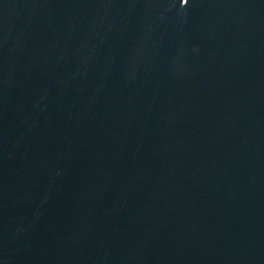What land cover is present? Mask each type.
<instances>
[{
    "label": "water",
    "instance_id": "1",
    "mask_svg": "<svg viewBox=\"0 0 264 264\" xmlns=\"http://www.w3.org/2000/svg\"><path fill=\"white\" fill-rule=\"evenodd\" d=\"M0 264H264V0H0Z\"/></svg>",
    "mask_w": 264,
    "mask_h": 264
}]
</instances>
